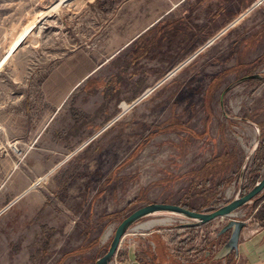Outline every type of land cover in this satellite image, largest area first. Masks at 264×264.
Instances as JSON below:
<instances>
[{
    "label": "rangeland",
    "instance_id": "obj_1",
    "mask_svg": "<svg viewBox=\"0 0 264 264\" xmlns=\"http://www.w3.org/2000/svg\"><path fill=\"white\" fill-rule=\"evenodd\" d=\"M89 1L0 0L1 122L13 121L10 108H26L38 120L40 111H49L45 97L55 96V81L66 85L88 75L107 57L113 35L166 0H142L138 8L125 5L129 0H98L77 13ZM120 1L126 18L117 17ZM263 29L260 5L165 81L169 67L160 63L139 97L160 83L115 120L88 118L82 110L92 114L96 91L113 74L99 71L75 91L65 87L58 135L6 134L10 143L30 139L7 148L0 131V200L9 202L32 185L30 210L22 201L0 215V241L16 240L0 244V264H94L118 224L142 206H209L204 212H211L239 190L240 196L249 191L254 154L264 140ZM132 81L125 80L128 93ZM17 98L21 103L12 105ZM150 223L156 225L139 234L191 232L196 238L201 231L197 225V233L185 230L194 223L167 213L132 228Z\"/></svg>",
    "mask_w": 264,
    "mask_h": 264
},
{
    "label": "crops",
    "instance_id": "obj_2",
    "mask_svg": "<svg viewBox=\"0 0 264 264\" xmlns=\"http://www.w3.org/2000/svg\"><path fill=\"white\" fill-rule=\"evenodd\" d=\"M97 1H89L77 13L83 12L88 5H93ZM124 2L127 6L138 8L142 0ZM121 4L120 1L121 10L117 13L119 19L126 18L124 11L122 12L124 6ZM260 5L264 6V0H166L153 7L149 14L137 13L135 20L125 26L123 32L112 36L113 41L110 39L107 47V57L94 65L88 75L83 78L75 77L66 85L62 80L55 81V96L48 102V96L45 97L49 111L43 110V114L40 111L38 120L34 121L26 108L24 110L10 108L7 115L13 121L10 123L0 121V128L9 135L31 136L51 133L58 135V130L61 129L60 121L64 115L66 90L67 93L75 91L77 87L87 83L92 76L98 75L99 71H113V74L110 73L111 77L105 80V87L96 91L95 94L100 97L95 100V108L90 112L92 114L89 115L84 108L82 110L88 118H99L103 115V119L115 120L126 112L124 106L131 107L145 94L151 93L160 83L159 81L156 86L139 97L147 80L153 77V69L155 72L160 70V63L164 65L162 70L169 67L167 69L169 73L162 80L165 81L191 64V61L197 57L206 54L205 49L208 46L213 45L225 31L231 29L237 20L256 10ZM164 7L170 8L165 10ZM214 52L215 55L218 54V51L214 50ZM215 69L219 67L216 65ZM123 70L127 72L125 75L122 74ZM143 70L148 71L143 73ZM128 78L133 79L130 87H134L129 93L125 90V80ZM44 82L48 80L45 79ZM65 87L68 89L65 90ZM19 102L17 98L11 104ZM15 140L19 139L14 138L12 142L27 145L30 139L24 138L22 142ZM31 189L32 185H29L9 202L0 200V215L22 201L23 208L30 210ZM209 208L206 206L200 210H189L204 212ZM251 208L252 206L248 204L237 214V220L244 221L245 226L240 231L234 250H227L225 247L231 231L221 234L228 218L216 219L200 225L201 231L196 238H193L191 232L181 236L164 235L161 232L141 235L139 231L149 229L142 226L127 232L111 264H264V198L257 202L252 210ZM246 212L249 213L245 214ZM1 227L3 225L0 224ZM198 228L194 227V224H189L184 229L194 230V233H197ZM6 229L10 231V228ZM0 244L5 248L15 246L16 240L4 239ZM8 257L10 258L9 253Z\"/></svg>",
    "mask_w": 264,
    "mask_h": 264
},
{
    "label": "water",
    "instance_id": "obj_3",
    "mask_svg": "<svg viewBox=\"0 0 264 264\" xmlns=\"http://www.w3.org/2000/svg\"><path fill=\"white\" fill-rule=\"evenodd\" d=\"M256 148L257 145L253 148V151H255ZM240 194L241 191L239 190V197H235L229 203L218 207L211 212H195L179 205L166 203H152L142 206L133 211L118 224L114 230L107 251L103 256L97 259L94 264H109L116 255L123 238L132 226L145 217L159 213L179 216L188 221H192L194 226L205 225L216 219L228 218L227 223L221 230V234L231 231L230 238L225 247L227 250H234L239 239L240 231L245 226L244 221L237 220V214L247 204L264 195V173L261 179L249 191L242 196H240Z\"/></svg>",
    "mask_w": 264,
    "mask_h": 264
},
{
    "label": "trees",
    "instance_id": "obj_4",
    "mask_svg": "<svg viewBox=\"0 0 264 264\" xmlns=\"http://www.w3.org/2000/svg\"><path fill=\"white\" fill-rule=\"evenodd\" d=\"M128 106H124V110H127ZM253 164L255 165V168L253 172L250 175V185L254 186L260 176L259 173L260 171L264 168V140L258 145L257 150L255 151L254 158H253Z\"/></svg>",
    "mask_w": 264,
    "mask_h": 264
},
{
    "label": "built area",
    "instance_id": "obj_5",
    "mask_svg": "<svg viewBox=\"0 0 264 264\" xmlns=\"http://www.w3.org/2000/svg\"><path fill=\"white\" fill-rule=\"evenodd\" d=\"M0 131H1V132L3 133V135H4V138L1 137V140L3 139V140L5 141L4 145H2V146L7 147V148H11L12 146H14V143H10L9 140L7 139L4 130H2V129L0 128ZM1 132H0V136H2ZM0 147H1V145H0ZM111 262H112V261H111ZM111 262H110L109 264H111Z\"/></svg>",
    "mask_w": 264,
    "mask_h": 264
},
{
    "label": "bare ground",
    "instance_id": "obj_6",
    "mask_svg": "<svg viewBox=\"0 0 264 264\" xmlns=\"http://www.w3.org/2000/svg\"><path fill=\"white\" fill-rule=\"evenodd\" d=\"M15 144H17V143H15ZM158 224V223H157ZM156 225V223H150V224H148V225H146V226H144L145 227V229L146 228H151V227H153V226H155Z\"/></svg>",
    "mask_w": 264,
    "mask_h": 264
}]
</instances>
